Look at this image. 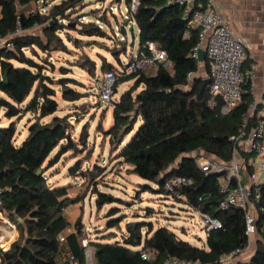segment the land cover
Instances as JSON below:
<instances>
[{
    "label": "trees",
    "instance_id": "trees-1",
    "mask_svg": "<svg viewBox=\"0 0 264 264\" xmlns=\"http://www.w3.org/2000/svg\"><path fill=\"white\" fill-rule=\"evenodd\" d=\"M83 1L61 0L49 13H40L19 10V6L28 5L32 0H0V38L13 43L11 48L0 45V111L4 110L10 119L20 120L28 112L33 116L28 120V133L19 144L16 143L17 121L12 120L8 125L0 122V211L19 230L18 239L7 250L0 249L2 264H86L81 212L73 225L67 212L71 204L79 202L78 198L70 195L68 185L51 183L46 174L54 162L76 146L71 125L57 115L58 89L54 86L60 85L61 95L68 101L82 96L68 85L74 79L64 76L65 68H61V76L55 80L46 74L51 62L41 60L40 63L35 59L39 53L36 49L47 54L60 49L63 40L56 34L60 28L57 19L67 16L68 10ZM113 16L118 23V17ZM97 19L110 25L102 16ZM133 20L139 32L137 52L143 50L147 41H154L166 50L168 64L149 65L118 78L115 90L125 80L134 81L114 100L113 123L103 128V132L121 161L141 178L158 183V190L164 191L166 180L176 174L193 177L194 183L182 188L176 200L218 217L222 227L206 229L205 246L199 247L166 226L155 228L150 222L143 236L141 230L145 223L129 222L128 235L123 241H104L97 237L90 243L96 264H163L169 257L198 260L203 264H229L223 263L220 256L238 248L244 250L249 245L245 210L240 206L220 208L219 174L202 172L197 159L205 153L222 160L231 158L230 135L237 133L242 125L251 100V83L244 85L247 90L244 102L231 113H222L220 104L211 107L206 102L209 85L201 99L197 98L204 77L210 74L207 60L204 61L206 74L198 73L192 80L188 79L190 72L200 70L199 60L192 56V51L199 42L201 29L192 28L191 36L184 37L187 21L182 7L171 0H142ZM38 25L43 26L45 39L26 32ZM69 26L76 29L72 22ZM20 29L25 32L19 33ZM79 33L111 37L95 21L83 22ZM69 39L78 46V38L69 36ZM115 42H122L121 53H128L126 41ZM27 49L32 54H27ZM118 67L119 64L110 62L102 65L105 72ZM47 117L50 119L45 120ZM80 135V143L86 144V133ZM79 168L80 162H77L70 171L77 173ZM81 173L88 176L85 171ZM114 200L112 194L98 191L99 207ZM256 207L260 239L251 259L240 264H264V186ZM120 220H110L109 225H116ZM71 225L73 228L68 231ZM62 234H66L64 243L60 239ZM146 249L153 251L148 259L141 255ZM67 251L75 255L74 261L64 260Z\"/></svg>",
    "mask_w": 264,
    "mask_h": 264
},
{
    "label": "rangeland",
    "instance_id": "rangeland-1",
    "mask_svg": "<svg viewBox=\"0 0 264 264\" xmlns=\"http://www.w3.org/2000/svg\"><path fill=\"white\" fill-rule=\"evenodd\" d=\"M60 2L61 0H32L28 6H19V10L49 13L52 6ZM111 2L112 0H84L75 8L68 10L65 13L68 14L67 16H62V18L60 16L57 19L60 28L56 34L63 40V43L59 45L60 49H53L48 54L41 49H36L39 53L35 55V59L40 63H42L41 60L51 62L49 65L51 69L49 68L46 74L55 80L60 78L61 68H65L67 73L64 76L74 79L68 85L80 92L82 96L79 100L68 101L62 97L60 85L56 83L54 86L58 89L57 115L62 120L66 119L71 125V136L76 146L64 153L59 161L54 162L46 174L51 183L68 185L70 195L78 198V208L84 225L83 236L88 238V245L92 249V256L86 259V264H96L94 250L90 244L92 241L97 237L104 241H123L128 235L127 224L129 222L145 223L141 230L143 236L147 232L148 223L151 222L155 228L166 226L179 237L199 247H204L206 240V227L200 213L164 191L158 190V183L148 181L133 173L131 166L122 162L118 157V151L111 147L109 137L103 132V128H108L113 123V107L101 95V83L106 73L102 65L110 62L118 66L123 54L127 53L125 51L121 53L124 46L122 42H115L117 20L113 13L101 9L108 7ZM113 4L116 3L113 2ZM124 5L123 0L121 7ZM99 16H102L106 23H110L107 25L101 21L100 25L109 32L111 37H89L79 33L83 22H97L96 19ZM118 19L122 20L120 16ZM69 22H72L76 29H71ZM51 25H54L53 21ZM42 27L38 25L26 32L40 35L45 39ZM24 32L19 30V33ZM138 33L135 24L133 30L128 27L125 39L128 53L130 51L136 53L139 46ZM69 36L79 39L78 46L69 39ZM2 39L0 38V43ZM26 52L32 54L29 49ZM199 66L200 74L205 75L204 61H199ZM133 81L129 79L119 83L113 99L118 100ZM32 117V113L28 112L20 120L17 117L10 119L5 116L4 110L0 111V122L3 125H8L12 120L17 121L16 143L18 144L27 135L28 120ZM49 119L50 117H47L45 120ZM83 132L86 133V144L79 141L80 134ZM132 134L126 138V143ZM77 162H80V168L77 173H72L70 167ZM81 171H85L88 176L84 177ZM148 185L151 187H147ZM98 191L112 194L115 200L99 207L97 204ZM76 218L75 214V217L70 219L72 225L75 224ZM119 218L121 220L118 224L109 225L110 220H119ZM13 225L11 228L14 229L16 239H18L19 230L16 224L13 223ZM254 236L258 237V233L250 236L249 246L245 249L246 254L238 255L229 261L230 264L246 263L251 259L258 244ZM83 239L82 244L86 240ZM71 264L77 263L72 262Z\"/></svg>",
    "mask_w": 264,
    "mask_h": 264
},
{
    "label": "built area",
    "instance_id": "built-area-1",
    "mask_svg": "<svg viewBox=\"0 0 264 264\" xmlns=\"http://www.w3.org/2000/svg\"><path fill=\"white\" fill-rule=\"evenodd\" d=\"M122 1L112 0L108 7L101 8L121 17L122 20L117 23V32L115 33V39L118 41H125L128 27L131 24L134 25L133 19L142 0H124L125 5L121 7ZM171 1L183 9V17L187 21L185 38L191 36L192 28L199 27L201 29L199 42L193 48L192 56L198 59L199 49H205V61L207 60L210 67V74L206 76L211 77L207 104L211 107L220 104L222 113H231L244 102V92L247 91L244 85L247 82L251 83L255 77L256 65L254 63L250 69H244V62L249 57L248 43L234 33L230 24L218 11L215 0ZM96 21L101 24L99 19ZM122 24L126 27L125 34L121 31ZM0 45L13 47V43L5 38L2 39ZM123 55L118 69L108 70L101 83L102 98L112 107L114 106L113 97L116 93L115 84L118 77L131 75L149 65L168 64L166 50L159 48L154 41H147L143 50L139 52ZM198 73L200 74V72H190L188 79L192 80ZM249 91L252 93L251 87ZM230 141L233 147L229 160H222L216 155L205 153L197 159V164L205 174H219V192L222 195L219 203L220 208L228 209L240 206L245 210L247 234L250 241V236L258 232L256 205L262 197L264 186V96L258 101L249 102L248 109L243 114L242 125L237 133H231ZM193 183V177L176 174L166 180L164 192L175 198L180 194L182 188L191 186ZM191 209L200 213L206 229L222 227V221L218 217L204 213L196 207H191ZM5 221L9 226L13 225L10 219L6 218ZM72 228V226L68 228V231H71ZM65 235L62 234L60 237L63 243L66 241ZM84 238L86 239L83 243L84 253L88 260L92 256V249L88 245V238ZM244 251L245 249L238 248L231 253L223 254L220 256V260L229 263ZM141 255L148 259L153 255V251L146 249L142 251ZM64 260L72 262L75 260V255L67 251ZM163 264L203 263L198 260L189 261L179 257H169Z\"/></svg>",
    "mask_w": 264,
    "mask_h": 264
},
{
    "label": "crops",
    "instance_id": "crops-1",
    "mask_svg": "<svg viewBox=\"0 0 264 264\" xmlns=\"http://www.w3.org/2000/svg\"><path fill=\"white\" fill-rule=\"evenodd\" d=\"M215 4L234 33L249 45V57L244 62V69H250L253 63L256 65L255 77L251 81L250 102L258 101L264 96V0H215ZM1 13L0 8V17ZM78 206L79 203L69 206V219L79 214ZM6 218L0 211V249L9 248L16 239L14 229L7 225ZM254 237L256 240L260 239L259 235ZM243 254H246V251Z\"/></svg>",
    "mask_w": 264,
    "mask_h": 264
},
{
    "label": "water",
    "instance_id": "water-1",
    "mask_svg": "<svg viewBox=\"0 0 264 264\" xmlns=\"http://www.w3.org/2000/svg\"><path fill=\"white\" fill-rule=\"evenodd\" d=\"M133 28H134V25L131 24L129 29L132 30ZM121 31L124 34L126 33V27L123 24L121 25ZM198 60L199 61H205V49L204 48H200L199 49V51H198ZM210 82H211V77H209V76L204 77L202 85H201V88H200L198 96H197L198 99H201L202 95L206 91V89H207L208 85L210 84ZM1 264H2V262H1Z\"/></svg>",
    "mask_w": 264,
    "mask_h": 264
}]
</instances>
